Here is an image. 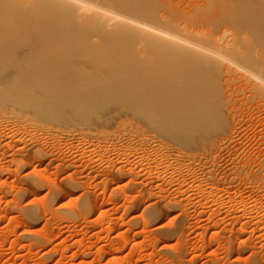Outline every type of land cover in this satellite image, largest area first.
<instances>
[{
  "label": "rangeland",
  "instance_id": "1",
  "mask_svg": "<svg viewBox=\"0 0 264 264\" xmlns=\"http://www.w3.org/2000/svg\"><path fill=\"white\" fill-rule=\"evenodd\" d=\"M5 91L0 264H264V182L236 172L253 131L220 151L219 122L186 148L136 116L51 117Z\"/></svg>",
  "mask_w": 264,
  "mask_h": 264
},
{
  "label": "bare ground",
  "instance_id": "2",
  "mask_svg": "<svg viewBox=\"0 0 264 264\" xmlns=\"http://www.w3.org/2000/svg\"><path fill=\"white\" fill-rule=\"evenodd\" d=\"M0 88L51 117L136 116L180 147L219 122L220 151L253 131L236 172L264 182V0H0Z\"/></svg>",
  "mask_w": 264,
  "mask_h": 264
}]
</instances>
